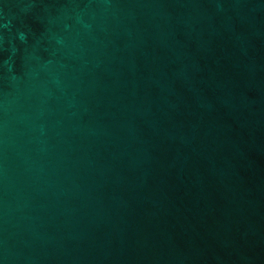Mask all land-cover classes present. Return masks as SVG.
<instances>
[{"label": "water", "instance_id": "obj_1", "mask_svg": "<svg viewBox=\"0 0 264 264\" xmlns=\"http://www.w3.org/2000/svg\"><path fill=\"white\" fill-rule=\"evenodd\" d=\"M0 264H264V0H0Z\"/></svg>", "mask_w": 264, "mask_h": 264}]
</instances>
